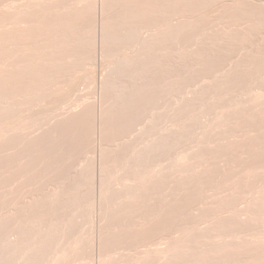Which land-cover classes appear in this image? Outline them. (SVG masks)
I'll return each mask as SVG.
<instances>
[{
  "label": "bare ground",
  "instance_id": "obj_1",
  "mask_svg": "<svg viewBox=\"0 0 264 264\" xmlns=\"http://www.w3.org/2000/svg\"><path fill=\"white\" fill-rule=\"evenodd\" d=\"M256 1L0 0V264H264Z\"/></svg>",
  "mask_w": 264,
  "mask_h": 264
},
{
  "label": "rangeland",
  "instance_id": "obj_2",
  "mask_svg": "<svg viewBox=\"0 0 264 264\" xmlns=\"http://www.w3.org/2000/svg\"><path fill=\"white\" fill-rule=\"evenodd\" d=\"M254 1H256V0H254ZM259 1H260V3H264L263 0H259ZM256 2H258V0H257ZM113 48H114V49H113ZM132 48H133V47H132ZM132 48H130V49H132ZM110 50H111V51L113 50V53L115 52L117 55L111 53ZM117 51L119 52V50L115 49V47H112V49L108 48L106 51L102 52V54L105 55L106 53L109 52V54H108L109 56H110V53L113 54L114 56H116V57H114L113 55H111L112 57H107L108 60L111 59V62H113L114 59L112 60V58H115V59H116V58L118 57V52H117ZM127 51L129 52V50H127ZM127 51H126V52H127ZM106 55H107V54H106ZM106 55H105V56H106ZM108 55H107V56H108ZM107 58L105 57V61L110 63V61H108ZM90 59H91V58H89L90 63H86L87 65H85V62H89V61H87L88 58L85 59V60H84V59H81V61L79 60L81 63H82V61L84 60V63H82L84 66H82L81 63L78 62V65H80V66H81V69L83 70V71H82V70L80 69V66H78L79 69H80V72H82L81 74L87 73V69H88V71H90L91 69H92V70L94 69L95 66H94V67L91 66V65H94V64H93L92 60H90ZM91 62H92V64H91ZM79 63H80V64H79ZM90 67H92V68H90ZM85 68H86V69H85ZM84 69L86 70L85 72H84ZM85 84H86V83L84 82V85H85ZM41 188H42V187H41ZM148 254H150V253H147L146 256H148ZM150 255H151V254H150ZM151 256H152V255H151ZM148 257H149V256H148Z\"/></svg>",
  "mask_w": 264,
  "mask_h": 264
}]
</instances>
